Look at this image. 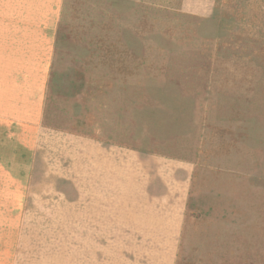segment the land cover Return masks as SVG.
<instances>
[{
    "label": "rangeland",
    "instance_id": "374dc122",
    "mask_svg": "<svg viewBox=\"0 0 264 264\" xmlns=\"http://www.w3.org/2000/svg\"><path fill=\"white\" fill-rule=\"evenodd\" d=\"M55 1L42 124L79 147L38 154L0 123V264H264V0ZM92 141L127 151L126 203L156 216L89 224V156L111 158Z\"/></svg>",
    "mask_w": 264,
    "mask_h": 264
},
{
    "label": "crops",
    "instance_id": "0c3cea01",
    "mask_svg": "<svg viewBox=\"0 0 264 264\" xmlns=\"http://www.w3.org/2000/svg\"><path fill=\"white\" fill-rule=\"evenodd\" d=\"M55 0H0V123L11 126L16 132L13 134V142L21 140L20 144L32 146L36 153L49 155H71L69 149L78 150L79 145L64 146L60 142L54 143L56 139L69 140L72 138L67 133L54 131L46 127L43 121L44 108L46 105L47 92L55 62L56 46V14L57 5ZM18 131H22L19 133ZM55 139V141H54ZM102 146L105 157H111L107 162L104 159L103 171L96 167L95 155L89 156V177L93 186H89V198L86 209L88 211V222L98 226L111 225V219L118 221L119 217L128 219L132 217L129 212L137 211L135 216H156L154 207L144 208L143 204L135 201L126 203L129 191L128 182L122 180L126 176L128 153L126 150L109 148L103 143L92 141ZM64 145V144H63ZM95 146V145H94ZM113 154L115 156L113 157ZM75 154V158H78ZM93 157V158H92ZM139 157L136 155L135 159ZM176 163V162H175ZM182 167H190L188 163H177ZM184 165V166H183ZM192 167V166H191ZM190 167V168H191ZM190 168H186L191 171ZM156 170L148 172L145 177L137 180L136 174L131 182L140 191H148L158 184ZM119 179L125 187L124 201L112 203V178ZM91 178V179H92ZM107 180V182H106ZM146 182L147 185L140 186ZM94 183H98V187ZM184 185V184H183ZM153 192V191H151ZM185 188L177 193L178 200H183ZM78 205L72 204L75 211H80V195ZM174 208V207H173ZM79 215V214H78ZM103 220V221H101ZM109 220V222H106ZM169 223V222H168ZM137 229L132 236L145 234L150 236L148 240L159 239L156 236L161 233L168 235L176 234V225L173 223L172 232H157V222H137ZM146 227V229L144 228ZM169 241L168 238L164 239ZM87 264H95V253H88ZM87 256V257H88ZM156 259V260H155ZM160 259L151 256L146 264H160ZM127 264H144L139 259Z\"/></svg>",
    "mask_w": 264,
    "mask_h": 264
}]
</instances>
